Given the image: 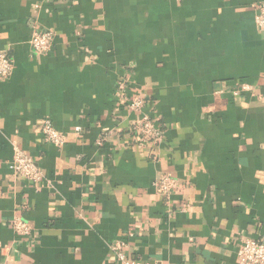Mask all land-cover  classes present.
Here are the masks:
<instances>
[{
  "label": "crops",
  "instance_id": "obj_1",
  "mask_svg": "<svg viewBox=\"0 0 264 264\" xmlns=\"http://www.w3.org/2000/svg\"><path fill=\"white\" fill-rule=\"evenodd\" d=\"M258 1L0 0L14 64L0 79V264H121L117 240L148 264H238L242 239L264 242ZM36 28L54 33L46 53L29 45ZM136 95L142 111L124 102ZM144 118L149 141L133 130ZM44 119L63 146L43 139ZM16 147L38 185L13 174ZM162 173L177 180L169 197L153 191Z\"/></svg>",
  "mask_w": 264,
  "mask_h": 264
},
{
  "label": "built area",
  "instance_id": "obj_2",
  "mask_svg": "<svg viewBox=\"0 0 264 264\" xmlns=\"http://www.w3.org/2000/svg\"><path fill=\"white\" fill-rule=\"evenodd\" d=\"M254 22L259 31H264V0H259L254 7ZM54 39V33L51 30L34 29L31 33L29 45L35 53H46L51 49ZM14 64L9 55L0 52V79H7L12 75ZM251 85L241 83L236 90L237 92H250ZM117 91H123V81L118 82ZM126 105L130 110L142 111L143 99L140 96L133 98H125ZM41 133L43 139L54 146L61 147L66 141L63 133H60L48 119L41 122ZM80 127L76 130L80 131ZM133 130L138 133L141 141H149L154 138L156 128L154 123L144 118L133 125ZM10 168L14 175L29 180L38 185L44 179V175L40 167L35 161L25 154L21 149L14 148V152L10 161ZM153 191L161 197H169L177 189V180L168 173H162L152 182ZM12 229L15 233L28 236L31 234V227L20 217H14L12 220ZM125 242L117 240L112 246L111 251L115 259L121 264H148L138 259L128 260L125 257L123 248ZM236 257L238 264H264V242L260 239L245 238L242 239L236 249Z\"/></svg>",
  "mask_w": 264,
  "mask_h": 264
}]
</instances>
